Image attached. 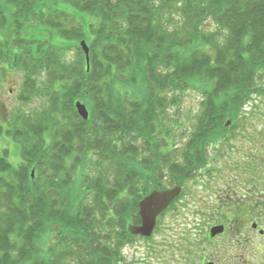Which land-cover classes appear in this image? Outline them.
<instances>
[{"label":"trees","instance_id":"obj_1","mask_svg":"<svg viewBox=\"0 0 264 264\" xmlns=\"http://www.w3.org/2000/svg\"><path fill=\"white\" fill-rule=\"evenodd\" d=\"M10 73L22 79L0 136L19 161L2 150L0 264H126L106 227L134 238L148 189L193 178L264 99V0H0V91ZM187 92L194 122L180 126ZM238 200L203 206L202 224L262 219Z\"/></svg>","mask_w":264,"mask_h":264},{"label":"rangeland","instance_id":"obj_2","mask_svg":"<svg viewBox=\"0 0 264 264\" xmlns=\"http://www.w3.org/2000/svg\"><path fill=\"white\" fill-rule=\"evenodd\" d=\"M70 10L74 12L71 7ZM68 56L74 58L76 56L75 49L69 50ZM21 79L19 74L10 73L2 82L0 116L5 117L4 113L8 115V108H15ZM260 82L264 84V76ZM183 97V105L180 108L182 115H178V112L175 115L173 112L172 115L180 118V122H182L180 126H183L184 122L192 125L191 123L194 121L191 109L194 108L197 98L188 92ZM253 99L252 104L247 107L249 112L247 123L240 122V127L234 130L237 137L230 143H225L218 151L209 148L206 154L208 161L205 168H199L193 178L179 184H175L169 176L161 179L165 187L163 189L181 185L182 192L172 202V208L160 217L158 229L153 232L151 238L147 240L129 238L126 241L125 237L128 235L117 234L121 228H113L110 232L108 230L110 227H106L105 236L116 242L119 239L125 243L120 248L121 262L126 264H162L163 260L154 257L152 250L157 244L168 246L169 243L170 246L175 242L178 246L184 244L183 250L188 249V244H195L192 248L195 254L193 258L189 259L191 264L194 262L195 264H205L206 260L213 264H264V235L259 233L260 229L264 230V215L261 220L253 221L259 225V229H253L252 217L248 224L240 226L242 235L246 237L241 240V243L231 241L235 240L237 233L234 231L237 229H230L226 236L216 235L217 237L215 236L214 240H211L209 227L214 222L209 226L202 224L200 220L201 216H210L213 213L211 210L202 209L203 204L201 203L206 202L210 206L216 204L219 202L216 201L218 195L227 190L234 192L238 199L247 200L246 203L253 201L257 209L264 214V99L256 97V95L253 96ZM42 105V101L38 100L36 103H29L25 106L39 108ZM231 124L232 120L228 119L226 125L229 127ZM3 125L7 129V123L4 122ZM177 132L180 133L181 129H177ZM4 149H8L10 161L18 163L19 148L6 134L0 136V154ZM175 179L178 181V178ZM108 222L111 223L110 220ZM186 239L189 241L185 243ZM49 243L50 240L47 244L49 245ZM233 245L236 247L233 248ZM221 246L222 250H218V247ZM162 255L160 259H163L166 254Z\"/></svg>","mask_w":264,"mask_h":264},{"label":"water","instance_id":"obj_3","mask_svg":"<svg viewBox=\"0 0 264 264\" xmlns=\"http://www.w3.org/2000/svg\"><path fill=\"white\" fill-rule=\"evenodd\" d=\"M81 47L86 54L87 61L89 62V48L84 40L81 41ZM76 107L78 113L85 120H87L89 118V111L87 106L84 103L77 101ZM181 192L182 187L179 185L167 189H149L147 194L144 195L138 203L141 224H129V232L133 235L150 237L156 227L158 216L170 206V204L180 195ZM257 226V223L253 224V228H257ZM224 230V225H216L211 228L210 234L212 237H215L218 234H222ZM263 233L264 230H260V234ZM207 264L213 263L209 262Z\"/></svg>","mask_w":264,"mask_h":264},{"label":"flooded vegetation","instance_id":"obj_4","mask_svg":"<svg viewBox=\"0 0 264 264\" xmlns=\"http://www.w3.org/2000/svg\"><path fill=\"white\" fill-rule=\"evenodd\" d=\"M235 199H238V198L237 197H229V196L226 197V198L223 197V198H220L219 202H217L216 204H219L220 208H224L227 204L234 202ZM201 204H203V206H210L206 202H203ZM159 220L160 219H159V216H158L157 224H156V227H155L154 231H156L158 229ZM248 223H249V221L246 224H248ZM130 224H133V223H130ZM137 224H141V217H140V220H139V222ZM222 224L225 226V230H224V232L222 234H219L217 236H226L229 233L230 229L231 230L235 229V228L232 229V226L227 222V220H225V221L222 220L221 222L215 221V223H213L211 225V227H213L215 225H222ZM246 224H244V225H246ZM127 229H128V227H127ZM236 229L237 230L234 231V232L237 233L236 238H235V240L232 239L231 241L233 243H235V242L241 243V240L246 238V237H244V235H242L243 232L241 231L240 227H237ZM131 235L134 238H144L146 240L152 237V235L150 237H143L141 235H133V234H131ZM209 237H210L211 240H214V238H215V237H211L210 234H209ZM186 241H189V240L186 239L185 243H186ZM170 243H172V242H170ZM188 243H190V242H188ZM183 246H184V244L178 246L177 243H175V242L172 243L170 246H169V243H168V246H160L159 244H157L156 247L152 251L154 253V257L158 258V260H163L162 264H191V261H189V259L193 258V255L195 254L194 250L192 249L193 248V243L188 244V249H186V250L182 249ZM235 247H236V245H233V248H235ZM165 248H168V249H165ZM218 250H222V246L218 247ZM216 252H218V251H216ZM164 253L166 255H164L163 259H160V256H163L162 254H164ZM208 262H210V261L206 260L205 264L208 263Z\"/></svg>","mask_w":264,"mask_h":264}]
</instances>
